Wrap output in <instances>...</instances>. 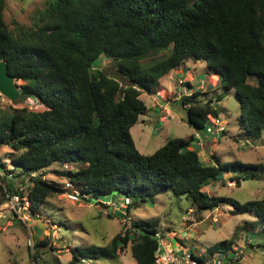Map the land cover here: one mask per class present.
<instances>
[{
  "label": "trees",
  "instance_id": "16d2710c",
  "mask_svg": "<svg viewBox=\"0 0 264 264\" xmlns=\"http://www.w3.org/2000/svg\"><path fill=\"white\" fill-rule=\"evenodd\" d=\"M5 5L0 0V62L23 85L17 86L20 97L11 103V118L0 119V149L7 146L18 154L12 158L14 171L7 172L13 176H0L8 194L0 206L14 195L22 197L14 182L23 178L26 184L28 177L30 210L38 215L50 198L66 193L65 186L42 177L59 164V176L89 197L84 201L97 199L108 207L101 197L118 203L121 196L128 198L127 216L170 193L191 201L189 212L227 204L233 216H253L255 222L249 223H260L264 232V200L240 203L205 192L225 173H237L230 174L237 187L256 180L262 167L219 165L217 157L211 164L202 160L195 134L220 114L213 101L198 100L201 90L188 82L180 99L195 130L191 136L168 139L144 155L131 133L148 112L141 96L156 94L161 79L192 59L219 76L218 88L235 91L240 128L259 136L264 129V0H48L32 27L14 22L13 28L5 22ZM101 58L115 74L104 72ZM6 166L0 161V171ZM114 214L126 218L121 211ZM159 226V221L132 219L130 229L109 247L78 249L71 264L86 257L115 262L129 244L137 264H157L158 235L165 239ZM47 245H35L37 264ZM217 254H230L231 261L234 244L221 241L201 256L191 252L201 264Z\"/></svg>",
  "mask_w": 264,
  "mask_h": 264
},
{
  "label": "rangeland",
  "instance_id": "374dc122",
  "mask_svg": "<svg viewBox=\"0 0 264 264\" xmlns=\"http://www.w3.org/2000/svg\"><path fill=\"white\" fill-rule=\"evenodd\" d=\"M47 1L5 0L6 24L10 28H13L14 22L32 27L38 11L44 9ZM101 64L106 74H115V68L108 60L101 58ZM204 68L206 66L203 62L187 60L161 80L156 94L141 96L148 112L139 118V122L131 130L136 147L142 154L151 155L162 148L168 139L191 136L194 129L188 123L187 112L180 103L187 91L185 84L189 82L193 90H201L199 101H213L219 110L222 122L220 129L224 131L211 138L207 136L206 130L201 131L204 142L202 145H194V148L200 151L202 160L211 164L216 162L217 157L219 165L238 162L262 167L257 172L256 180L242 181L241 186L237 187L230 180V174L236 176L237 173H225L220 178L221 182L206 187L205 192L214 197H230L240 203L264 200V129L257 136L240 128L238 119L242 109L235 91L227 92L218 88L219 76L207 73ZM205 80L212 85L211 90L204 88ZM16 85L20 87L23 82L16 81ZM219 97L222 100L217 102ZM18 101L19 98L11 101L0 93L1 120L11 118V103L17 104ZM28 107L32 109L34 106ZM205 126H213V123L207 121ZM17 155L7 146L0 149V161L7 165L6 171H0L1 177L13 176L7 172L14 171L12 158ZM61 170L62 166L55 164L45 170L42 177L50 183L66 187L67 181L58 174ZM22 181L23 178L14 182L15 189L22 194L18 205L14 204L16 211L10 201L0 206V264H37L33 253H37L35 245L41 242H47L48 245L41 248L43 255L39 264H71L73 253L78 249L109 247L117 235H124L130 229L132 219L159 221L160 233L165 235L164 242L170 250L183 249L201 256L211 246L227 240L234 244L235 254L239 255V259L236 260L235 255L229 261L227 257L230 254L227 257L217 254L215 258L220 264H264V232L261 231L260 223H253V216H233V208L227 204H221L214 211L199 212L194 208L190 213L191 201L170 193L161 194L154 204L133 209L129 215L131 220L126 221L114 214L119 211V204L114 202L110 205L105 197H101L99 202L108 207L98 205L97 199L91 202L80 199L76 202L64 193L50 198L38 211L40 217L32 219L29 214L28 189L25 186L30 185V178H25L26 184H22ZM0 186L3 188L0 190V198L7 199L6 185L0 182ZM120 198L122 201L124 196ZM122 210L125 211L123 208ZM109 214L112 218H109ZM251 221L252 224L249 223ZM131 247L132 244H129L115 262L93 258L87 264H137L132 257Z\"/></svg>",
  "mask_w": 264,
  "mask_h": 264
},
{
  "label": "built area",
  "instance_id": "2783aa9c",
  "mask_svg": "<svg viewBox=\"0 0 264 264\" xmlns=\"http://www.w3.org/2000/svg\"><path fill=\"white\" fill-rule=\"evenodd\" d=\"M210 121L213 123V126H208L206 128V134L209 138L215 136H219L221 133L224 131H221L220 127L222 125V122L220 118H214L210 117ZM196 138H197V144L202 145V142H204L201 138V135L196 132ZM66 193L69 199L74 200V201H80L83 200V198H89L87 195L82 194L79 190L74 189V186L70 184L69 182L66 183ZM23 189H21L22 191ZM20 199V196L14 195V197H10L7 201H10V203H13L12 206L14 207V204L18 205V201ZM29 201V200H28ZM84 201V200H83ZM114 201H109L108 204H113ZM116 205L119 204L120 208L117 210L122 211L124 215H126L125 220H131V217L126 214V209L128 205L130 204V200L128 198H124L120 203L116 202ZM30 206V205H29ZM122 208L125 210L123 211ZM1 210V207H0ZM14 211H16V208L14 207ZM31 211V210H30ZM191 212V211H190ZM30 216L32 219L34 218H39V215H35L32 212H29ZM27 220H30L27 218ZM158 238L160 239V247H161V252L158 254V259H157V264H201L197 260H195L191 253L186 252L183 249L180 250H170L167 248V245L164 242V239L161 238L160 235H158ZM236 255V260L239 259V255ZM216 257V256H215ZM210 259L209 261L205 262L204 264H220V262H217L216 258ZM219 257V256H217ZM235 258V257H234ZM90 260V258H83L80 263L78 264H87V262Z\"/></svg>",
  "mask_w": 264,
  "mask_h": 264
},
{
  "label": "water",
  "instance_id": "95a60500",
  "mask_svg": "<svg viewBox=\"0 0 264 264\" xmlns=\"http://www.w3.org/2000/svg\"><path fill=\"white\" fill-rule=\"evenodd\" d=\"M0 93L11 101H16L20 97L16 80L8 74V66L5 62H0Z\"/></svg>",
  "mask_w": 264,
  "mask_h": 264
},
{
  "label": "crops",
  "instance_id": "0c3cea01",
  "mask_svg": "<svg viewBox=\"0 0 264 264\" xmlns=\"http://www.w3.org/2000/svg\"><path fill=\"white\" fill-rule=\"evenodd\" d=\"M203 63H204V62H203ZM205 66H206V64H205ZM204 69H205V71H206V68H204ZM211 77H212V76H211ZM164 78H165V77H164ZM164 78H163V79H164ZM191 79H192V78H191ZM161 80H162V79H161ZM161 80H160V82H161ZM160 82H159V83H160ZM203 84H204V88H206V87H207V89H209V88H210V90H211V87H212V85L209 83V81H208V80H207V81L205 80V81L203 82ZM210 85H211V87H210ZM160 86H161V85H160ZM167 92H168V91H167ZM194 133H195V130L193 131V133H192V134H194ZM192 134H191V135H192Z\"/></svg>",
  "mask_w": 264,
  "mask_h": 264
}]
</instances>
